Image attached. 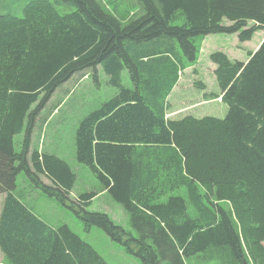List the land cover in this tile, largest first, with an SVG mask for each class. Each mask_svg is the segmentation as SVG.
Listing matches in <instances>:
<instances>
[{"label": "trees", "instance_id": "obj_1", "mask_svg": "<svg viewBox=\"0 0 264 264\" xmlns=\"http://www.w3.org/2000/svg\"><path fill=\"white\" fill-rule=\"evenodd\" d=\"M57 1L74 11L60 14L49 1L32 0L22 16L0 14V251L7 263L107 264L68 226H49L21 202L16 182L25 172L142 264H185L208 249L223 250L232 264H264V41L247 62L210 56L228 106L224 119L166 118V98L184 68L170 53L174 41L190 64L198 52L194 38L237 34L248 41L264 30V0H131L139 13L125 21L98 0ZM177 15L182 24H171ZM99 66L117 93L78 124L75 158L122 206L136 237L86 210L96 193L70 201L75 175L64 160L29 153L35 122L53 94L75 74L96 75ZM125 70L132 89L122 85ZM23 132L16 153L14 138ZM184 188L195 218L174 194Z\"/></svg>", "mask_w": 264, "mask_h": 264}, {"label": "rangeland", "instance_id": "obj_2", "mask_svg": "<svg viewBox=\"0 0 264 264\" xmlns=\"http://www.w3.org/2000/svg\"><path fill=\"white\" fill-rule=\"evenodd\" d=\"M30 1L32 0H0V14L22 16L24 6ZM47 1L53 4L60 14H69L74 11L70 5L58 3L57 0ZM98 1L106 11L118 14L122 21L139 13L138 6L132 5L131 0ZM182 22L180 15H177L176 20L171 24L181 25ZM193 41L198 49L195 63L190 64L185 59L175 41V49L170 51L176 61L180 60L183 63L184 68L173 90L166 98L168 103L166 118L182 119L190 115L197 119L207 116L224 119L228 106L217 99L221 98V94L214 73L216 64L210 60V56L216 52H222L231 61L244 62L249 54L264 41V30L255 32L252 38L245 42H240L237 34H211L194 38ZM159 49L167 51L168 48L160 46ZM121 82L124 87L131 89L134 87L127 70L121 74ZM116 93L117 90L108 83V77L100 66L97 68L96 75L91 70L75 74L53 94L45 109L39 114L32 131L29 153L37 151L52 154L64 160L75 175V182L69 194L70 201H77L78 196L84 193H96L97 195L91 200L86 210L106 214L127 234L136 237V233L130 227L128 214L122 206L103 191L88 167L79 164L75 158L74 136L78 124ZM23 140L24 132L15 136L16 153L21 152ZM38 178L42 183L50 184L44 177L38 176ZM16 183L15 194L19 195L41 220L54 228L68 226L73 233L95 249L107 264H142L124 246L112 241L102 229L95 226L87 228L84 222L67 207L35 187L34 182L25 172L18 175ZM197 192L201 198L205 194L203 188ZM174 194H181L184 197L190 216L195 218L197 211L193 201L190 202L185 188ZM203 200L206 204L204 198ZM220 206L230 209V206L225 203H221ZM222 253L223 250L208 249L186 259L185 264H232L228 256ZM0 262L2 263L1 255ZM160 264L169 263L161 261Z\"/></svg>", "mask_w": 264, "mask_h": 264}, {"label": "crops", "instance_id": "obj_3", "mask_svg": "<svg viewBox=\"0 0 264 264\" xmlns=\"http://www.w3.org/2000/svg\"><path fill=\"white\" fill-rule=\"evenodd\" d=\"M258 48V47H257ZM256 48V49H257ZM256 49L254 50V51H256ZM253 51V52H254ZM249 59V58H248ZM247 59V60H248ZM247 60L246 61H244V62H247ZM215 71V70H214ZM219 101H221V98H217ZM39 177H44V176H42V175H38ZM45 178V177H44ZM40 179V178H39ZM46 179V178H45ZM47 180V179H46ZM41 181V180H40ZM47 182H49L48 180H47ZM43 184H46V183H43ZM47 185V184H46ZM18 197L20 198V200H21V202L31 211V212H33L26 204H25V202L22 200V198L18 195ZM26 198H27V196H26ZM5 199H6V193H3V194H0V215H1V212H2V210H3V205H4V201H5ZM34 213V212H33ZM34 215L35 216H37L35 213H34ZM38 217V216H37ZM39 218V217H38ZM0 255H1V261H2V263L1 264H8L7 263V261H6V259H5V257H4V255H3V253L0 251Z\"/></svg>", "mask_w": 264, "mask_h": 264}]
</instances>
